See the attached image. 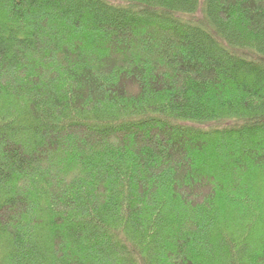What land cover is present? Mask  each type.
<instances>
[{"label": "trees", "instance_id": "trees-1", "mask_svg": "<svg viewBox=\"0 0 264 264\" xmlns=\"http://www.w3.org/2000/svg\"><path fill=\"white\" fill-rule=\"evenodd\" d=\"M264 0H0V264H264Z\"/></svg>", "mask_w": 264, "mask_h": 264}, {"label": "rangeland", "instance_id": "rangeland-1", "mask_svg": "<svg viewBox=\"0 0 264 264\" xmlns=\"http://www.w3.org/2000/svg\"><path fill=\"white\" fill-rule=\"evenodd\" d=\"M262 204H264L263 200H262ZM262 209L264 210V207Z\"/></svg>", "mask_w": 264, "mask_h": 264}]
</instances>
